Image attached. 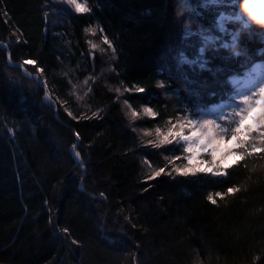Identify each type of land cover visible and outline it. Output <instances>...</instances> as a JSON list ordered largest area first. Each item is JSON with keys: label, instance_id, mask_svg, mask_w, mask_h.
Segmentation results:
<instances>
[{"label": "trees", "instance_id": "16d2710c", "mask_svg": "<svg viewBox=\"0 0 264 264\" xmlns=\"http://www.w3.org/2000/svg\"><path fill=\"white\" fill-rule=\"evenodd\" d=\"M244 2L0 0V264H264V154L226 177H181L163 164L182 146L138 135L227 100L264 67L263 17L218 28L219 13L264 8ZM145 107L155 115L128 117Z\"/></svg>", "mask_w": 264, "mask_h": 264}, {"label": "snow or ice", "instance_id": "6c2138e0", "mask_svg": "<svg viewBox=\"0 0 264 264\" xmlns=\"http://www.w3.org/2000/svg\"><path fill=\"white\" fill-rule=\"evenodd\" d=\"M181 3H188V0H178ZM69 5L75 7L76 12H87L86 5L77 3V0H67ZM228 3L237 4L239 0H202V6H224ZM250 5L248 0L244 2V8L249 9ZM222 18V22L227 19H240L235 12L228 14H218ZM219 26V25H218ZM245 27H248L245 24ZM190 32V30H189ZM188 34V33H186ZM264 35V33H261ZM216 37L208 36L206 43L214 42ZM103 43L112 47L108 37H104ZM93 48L96 45H92ZM221 47H227V45H221ZM204 49L201 50V54ZM260 54L264 55V48L260 50ZM239 55V53H238ZM183 63H189L190 61L181 56ZM25 65H34L35 62L32 59H25L23 61ZM201 70L212 71L213 69L208 67V61L201 59L199 62ZM42 73L43 69H37ZM31 75V73H28ZM162 85V84H161ZM45 88L47 85H44ZM254 86V85H253ZM119 91V89H117ZM137 92H144L142 87L136 88ZM214 95V94H213ZM127 103V101H125ZM145 116H154L152 108L145 107L143 109ZM71 115V113H69ZM95 115V113H94ZM133 119L138 118V113L133 111L131 113ZM227 121V123L217 122ZM217 120L213 119H188L187 117L177 120L176 123L171 124L166 131H161L160 128L155 129L154 141H150L153 147L159 148L163 145H172L174 142L180 145L183 142L182 151L187 153L183 157L187 161L182 167L172 168V172L181 177H196L199 174L210 175L211 177H226L228 175V169L234 165L227 164L229 157H239L236 161L239 164L246 158L253 156L254 154H264V86H260L258 91H252L251 95H243L239 104L232 109V113L229 117L221 114L217 117ZM144 136H152L153 133L145 131ZM230 144L231 147L221 149L220 145ZM79 158V152L75 153ZM176 159H181L177 156ZM247 167V165H245ZM164 172L163 168L154 171L148 179H155ZM171 175V172L169 173ZM175 178V177H173ZM239 187H229L226 192H216L214 195H208L207 200L213 204H217V198L224 200L227 196H234L240 192ZM103 195V194H101ZM135 227V225H133ZM66 232L67 230L64 229ZM76 243L75 240L72 241Z\"/></svg>", "mask_w": 264, "mask_h": 264}, {"label": "rangeland", "instance_id": "374dc122", "mask_svg": "<svg viewBox=\"0 0 264 264\" xmlns=\"http://www.w3.org/2000/svg\"><path fill=\"white\" fill-rule=\"evenodd\" d=\"M61 5L64 6L65 8H69L70 10H75V7L73 5H69L67 3V0H60ZM261 15L264 18V8H261ZM251 10H247L244 13L239 12L238 16L240 17V19H243V21H250V17L252 15ZM251 14V15H250ZM218 28L220 29L221 32H224V26H225V22H222V18L219 16L218 20ZM232 39H236V35H233ZM235 84V89L233 90L232 94L230 95V97L225 100V101H221L219 103L213 104L211 106H208L206 108H200L196 113L193 114H188V115H184V116H178L176 118L175 121H173L172 124L176 123L177 120L179 119H183L185 117H187L188 119H196V120H203V119H213V120H217V117L220 116L221 114H223L226 117H229L230 114L232 113V109L233 107L237 106L240 102V100L243 98V95L247 94V95H251L252 91H258L260 86H264V67L262 64H258L256 66H254L252 68L251 71L247 72L246 75L239 80H235L234 81ZM254 85V86H253ZM45 90L47 91V88H45ZM48 98L49 94H48ZM142 110V109H141ZM133 112V111H132ZM131 111L128 112V117L131 118V120L134 122L136 120H146L148 118H151L150 116H145L142 111H136L138 113V118L137 119H133L131 116ZM142 113V114H141ZM217 122H221V123H227V121H220L217 120ZM171 126V125H170ZM169 126V127H170ZM140 133H138V135L140 136H144V132L145 131H149L152 132L153 135L152 136H144V138H156L155 137V129H147L144 127V129H140ZM167 129L164 128L161 131H166ZM175 145V142L173 143ZM163 146H168V145H163ZM180 146H186L183 145V142L180 143ZM221 149H226L231 147L230 144H225V145H220L219 146ZM187 153H184V155H182V159H178L177 162L173 163V167L171 166L172 163L167 160L163 166L167 169L166 172L167 174H169L171 172V175H176L174 172H172V168L174 167H182L183 165H185L187 163V161L185 159H183L184 156H186ZM239 157H229L227 164H232L233 162H235ZM176 160V159H175ZM169 167V168H168ZM205 175V174H204Z\"/></svg>", "mask_w": 264, "mask_h": 264}, {"label": "bare ground", "instance_id": "6f19581e", "mask_svg": "<svg viewBox=\"0 0 264 264\" xmlns=\"http://www.w3.org/2000/svg\"><path fill=\"white\" fill-rule=\"evenodd\" d=\"M261 10H262L261 8H259V9H258V8H257V9H253V10H252L253 13L251 12L252 15L250 14L251 17H260V18H262V15H261V13H260ZM251 17H250V18H251ZM249 20H250V19H249ZM249 22H250V21H244L243 24H244V25H245V24L248 25Z\"/></svg>", "mask_w": 264, "mask_h": 264}]
</instances>
